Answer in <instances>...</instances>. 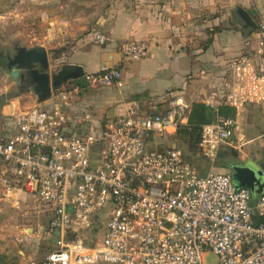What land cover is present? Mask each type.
Segmentation results:
<instances>
[{
	"label": "built area",
	"instance_id": "1",
	"mask_svg": "<svg viewBox=\"0 0 264 264\" xmlns=\"http://www.w3.org/2000/svg\"><path fill=\"white\" fill-rule=\"evenodd\" d=\"M253 53L228 63L232 80L217 103L234 108L202 126L200 152L215 163L223 147L244 140L242 115L251 105L264 117V22ZM97 44L109 37L91 31ZM149 42L125 40L124 57L146 56ZM99 86H123L118 66L90 77ZM80 85L53 89L50 109L33 106L13 113L12 130L0 140V178L4 194L28 193L47 204L52 216L44 230L56 235L46 255L29 264H264V194L253 197L227 172L198 166L178 147L160 146L189 122L195 98L168 95L151 106L140 99L104 120L98 131L75 130L64 107L81 97ZM83 112L82 121H92ZM89 237V239L85 238ZM96 237V238H95ZM94 240H93V239Z\"/></svg>",
	"mask_w": 264,
	"mask_h": 264
},
{
	"label": "crops",
	"instance_id": "2",
	"mask_svg": "<svg viewBox=\"0 0 264 264\" xmlns=\"http://www.w3.org/2000/svg\"><path fill=\"white\" fill-rule=\"evenodd\" d=\"M240 8L254 12L255 26L241 17ZM70 12L42 19L40 24L46 33L35 37L36 45L43 46L50 58V78L54 80L63 71L58 80L63 78L62 85H71V73L81 71L90 77L103 67L118 66L123 80V86L117 87L99 86L88 79L90 85L81 86L79 100L64 107L73 118L75 130L85 133L98 131L104 120L123 113L125 103L133 99L156 106L172 94L195 98L194 103H204V98L215 95L220 103L221 93L232 80L229 61L253 53L260 45L264 0H94L90 6ZM94 28L101 29L109 40L95 43L91 36ZM125 40L148 41L146 56L139 60L125 58L121 51ZM23 48L33 47L16 48L14 53L0 56V121L4 123L13 113L33 106L50 109L57 103L52 94L40 101L35 90L46 72L43 67L36 66L29 73L21 70L27 75L20 83L14 79L17 91L7 81L8 63ZM258 65L264 69V60H258ZM86 110L92 115L90 122L82 121ZM257 122L264 126V117L257 106L251 105L241 120L245 140L249 134L254 137ZM229 149L220 150L218 164L208 167L207 172L212 168L230 173L222 164L223 158L229 157ZM238 158L248 159L244 155ZM262 158L260 155L262 163H257L264 167ZM256 189L259 191L251 190L254 198L264 194L262 186ZM41 230L49 233L43 227ZM32 256L36 254H29V258Z\"/></svg>",
	"mask_w": 264,
	"mask_h": 264
},
{
	"label": "rangeland",
	"instance_id": "3",
	"mask_svg": "<svg viewBox=\"0 0 264 264\" xmlns=\"http://www.w3.org/2000/svg\"><path fill=\"white\" fill-rule=\"evenodd\" d=\"M92 2L94 0H0V56L9 52L14 53L16 48L37 47L35 37L40 38L47 30L41 27L42 19L51 18L56 13L69 14L70 11L80 8L82 10L83 5L90 6ZM7 79L10 84L12 83L11 87L17 91L12 75ZM260 124L257 122L254 137L249 134L248 140L244 138L239 148L233 149L238 152V156L244 155L248 159L243 161L232 155L228 158L224 157L222 162L229 169L236 186H246L252 191H257L258 185L264 188V167L257 163H262L258 159L260 155L264 161V126ZM11 130V120L6 119L5 123L0 121V132ZM160 146L181 148L198 166L201 175L207 174L208 167L218 164V159L212 163L209 159L201 158L192 149L189 141L180 136L178 139L169 136V139ZM2 171L1 165L0 178ZM253 184L256 186L252 188ZM51 216L49 206L28 193L15 192L11 196H6L0 181V253L18 256L19 264L23 261V264H29L31 260L43 258L56 240L54 234L41 232L42 227H47ZM85 238L89 239V237ZM31 253H35L36 256L29 258ZM205 262L216 264V255L208 253Z\"/></svg>",
	"mask_w": 264,
	"mask_h": 264
},
{
	"label": "water",
	"instance_id": "4",
	"mask_svg": "<svg viewBox=\"0 0 264 264\" xmlns=\"http://www.w3.org/2000/svg\"><path fill=\"white\" fill-rule=\"evenodd\" d=\"M241 17L250 25L255 26V23L252 19V10H244L239 9ZM22 54L12 58L8 63V74L12 75L13 79H15L16 83H20L21 81L25 80L26 73H21V70H27L29 73L31 69L35 68L36 66L43 67L45 69V73L41 78L40 85L35 89L37 91L38 97L40 101L48 99L51 94L52 90L57 88L58 86L62 85V81L58 80V75L54 76V80H52L48 74V70L50 67V58L46 49L43 46L33 47L31 49H21ZM68 78L82 87H87L90 85L86 75L84 72L76 71L68 75ZM257 162V160H255ZM256 185L253 184L252 188Z\"/></svg>",
	"mask_w": 264,
	"mask_h": 264
},
{
	"label": "trees",
	"instance_id": "5",
	"mask_svg": "<svg viewBox=\"0 0 264 264\" xmlns=\"http://www.w3.org/2000/svg\"><path fill=\"white\" fill-rule=\"evenodd\" d=\"M224 93L225 91H223L220 95L221 100H222V95ZM234 115H235V110L230 106L219 105L217 108H215L205 103H194L191 114L189 116L188 124L181 125L178 128L176 134H174L173 136H175L176 139H178V137L180 136L186 139V141H189L192 149L196 153H198L201 158H204L202 153L200 152V147H199L200 132L202 126L206 123H211L216 121L218 117H234ZM9 120H11L12 123V118ZM9 134L10 131L3 133V135L0 137V140L7 138ZM173 147H177V146H173ZM185 156L188 160H190L193 164H195V162L192 161L189 155L185 153ZM19 263H20V259L18 256L0 253V264H19Z\"/></svg>",
	"mask_w": 264,
	"mask_h": 264
},
{
	"label": "flooded vegetation",
	"instance_id": "6",
	"mask_svg": "<svg viewBox=\"0 0 264 264\" xmlns=\"http://www.w3.org/2000/svg\"><path fill=\"white\" fill-rule=\"evenodd\" d=\"M18 54H19V55L22 54L21 49L19 50ZM63 77H64V76H63ZM61 79H63V78H61ZM61 79H60V80H61ZM24 85H25V84H24ZM226 152H227V155H228L229 157L232 156V155L238 157V152L235 151V150L230 149V151H226Z\"/></svg>",
	"mask_w": 264,
	"mask_h": 264
}]
</instances>
